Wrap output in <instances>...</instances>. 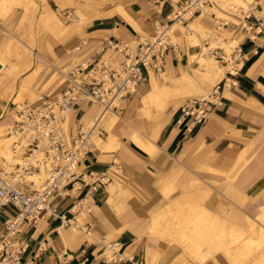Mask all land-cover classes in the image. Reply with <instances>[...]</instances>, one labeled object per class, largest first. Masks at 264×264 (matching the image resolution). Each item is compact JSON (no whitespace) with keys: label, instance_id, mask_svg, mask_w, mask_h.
I'll return each mask as SVG.
<instances>
[{"label":"crops","instance_id":"obj_1","mask_svg":"<svg viewBox=\"0 0 264 264\" xmlns=\"http://www.w3.org/2000/svg\"><path fill=\"white\" fill-rule=\"evenodd\" d=\"M44 1L45 13L53 15L46 21L53 33L46 31L40 37L43 54L37 53L36 61L43 62L41 68L25 72L19 82L26 79V91L39 94L64 85L62 71L71 64L75 44L96 43L104 37L137 42L168 21L175 6L173 0H52L61 11H72V22L65 24L51 1ZM242 1L250 2L246 10L213 9L184 23L192 27L176 28L163 68L145 71L123 106L96 121L103 130L80 157L78 169L84 174L111 172L115 177L91 193L92 210L83 215L90 232L69 227L57 216L23 225L18 234L25 243L21 264H196L189 250L172 242L168 232L173 226L169 212L173 217L191 199L214 219L247 227L248 218L238 212L218 213L202 204L206 191L198 180L228 186L237 194L229 199L234 205L264 206V31L254 30L256 17L264 15V0ZM2 21L10 25L14 17ZM193 37L198 41L192 42ZM212 41L209 59L203 66L196 64L202 47ZM12 80L11 76L5 82ZM223 81L221 95L203 123L180 116L187 98L202 96ZM19 84L13 82L9 96L0 93V127L5 132L16 106L29 101L15 99ZM99 111L98 104L88 99L71 108L62 119L68 139L78 134L81 125L92 123ZM1 154L0 145V157L5 159ZM0 168H4L1 163ZM87 187L78 178L59 189L53 199L57 211L71 216V205ZM14 209L11 204L1 206L0 220ZM113 240L120 242V257L110 261L106 245ZM180 254L189 263H183ZM226 261L223 264H229ZM205 264L216 263L209 259Z\"/></svg>","mask_w":264,"mask_h":264},{"label":"built area","instance_id":"obj_2","mask_svg":"<svg viewBox=\"0 0 264 264\" xmlns=\"http://www.w3.org/2000/svg\"><path fill=\"white\" fill-rule=\"evenodd\" d=\"M171 1V0H170ZM168 21L158 24L153 33L137 42L104 37L98 42L83 41L72 47L74 58L64 69V85L54 91L39 94L34 101H22L16 106L13 121L6 126L13 151L31 155V160L18 163L14 169L0 168V208L11 204L15 209L0 220V264H21L25 243L18 234L23 225L37 222L44 216H57L69 227L90 232V223L83 215L92 210L91 193L113 180L114 173L95 175L92 171L81 173L78 161L92 144L93 137L102 132L98 126L83 129L71 140L62 133V119L68 111L84 99L96 102L100 108H120L129 93L135 90L145 71H160L164 66L166 50L172 44L176 28L195 14H208L213 9L236 11L231 3L224 7L221 0H173ZM66 18L73 16L70 9L62 10ZM254 30L264 31V15L256 17ZM217 22H219L217 20ZM219 24V23H218ZM217 82L211 90L199 97H189L181 105V117H190L192 123H203L211 114L221 95L222 85ZM40 166L47 169V177L37 186L26 175ZM118 168L119 165H116ZM80 179L87 184L85 193L71 205V216L64 217L53 201L55 193L69 183ZM119 240L107 243L110 261L119 259Z\"/></svg>","mask_w":264,"mask_h":264},{"label":"rangeland","instance_id":"obj_3","mask_svg":"<svg viewBox=\"0 0 264 264\" xmlns=\"http://www.w3.org/2000/svg\"><path fill=\"white\" fill-rule=\"evenodd\" d=\"M50 1H51V5L53 9L55 10L56 14L54 12L53 13L57 15L59 19H61L65 24L71 23L73 20V16L70 18H66L64 14H62V11L60 10V8H57L56 4H54L52 0ZM229 2L230 1H228V3ZM240 2L241 1L237 2V5L235 4L236 2L235 3L232 2V4H234L233 5L234 8H236V6L241 5L246 10L250 4V2L248 4H242V2L241 3ZM221 3L224 7L226 8L229 7V5L225 3V0H221ZM14 6L18 7V11L13 12L12 9ZM44 8H46V6L43 0H4L3 4L0 6V15L2 16L0 17V42H1V49H2L0 51V63H1L0 71L6 68L4 71H2V73L5 74L4 77L5 78L6 77L8 78L10 76L13 77V81L4 87L5 90L1 92L2 95H6V96L11 95L13 92V88H11V86L13 85L14 81L19 84L20 79L29 70H32L35 66H37V64H40V66L37 67L40 69L41 65L43 64L41 62L36 61L38 58L37 53H39L40 55L43 54L42 45L39 40H40V37L44 34V32L50 31L51 33H53L46 23V21L50 20V17H53V15L47 9H46L47 12L45 13ZM76 10H77L76 13L78 14V9ZM218 13H222V12H218ZM11 15L14 17V21L10 25H6L4 21H2V19L7 16H11ZM189 25L191 26L192 23H190ZM178 27L179 26H174V28H178ZM206 31L211 32V30H207V29ZM202 35L206 36L204 33ZM212 43L213 41L211 42L209 46H205L206 49L203 51L202 55L198 56L197 58L198 61L196 62V64L203 65L206 62V59H207L206 56L208 55L210 56L209 50L214 47ZM26 45H29L30 47L27 48ZM49 46L51 45L49 44ZM73 58L74 57H72V59ZM72 59H70L69 62L72 61ZM16 61H18V63H16ZM17 64H18V67H17ZM22 80H25L26 85H28V81L26 79H22ZM38 94L39 93L37 91H33V92L25 91L23 94H19L18 96L15 95L16 96L15 99L21 100L23 98H28L29 101H34L37 98ZM150 101L151 100H147L146 104H149ZM63 130H65V125L63 126ZM16 152H18L19 154L21 153L20 151H16ZM19 162L20 160L18 159V161L15 163H19ZM15 163L10 167L11 169H14ZM11 169H9L8 171H10ZM27 176L28 175H26V179L33 180L36 185L39 184L40 181L42 182L44 177H46V175H44L42 179L39 182H37L35 181L36 180L35 177H30V176L27 177ZM198 180L200 181V183L202 184V187L205 188V191H206V194L204 192L205 196L203 197L202 204L207 205L208 207L212 209V211L218 212V213H221L223 210L228 211V212L236 211L243 217V219L248 218V220L251 219V221H254L255 228L258 229L259 227V229L263 231L264 233V211H263L264 206H261L262 204L259 205L253 202L251 205L248 204V206L239 205V204L234 205L230 202L229 199L232 194L233 195L234 194L237 195V194L233 193L228 188V186L225 187L223 186V184L218 183V182H206L200 179ZM175 192L176 193H174L173 197L171 196L172 198H174V196L177 197L183 191L180 190V191H175ZM190 202L192 203H190V205H187L185 209L184 207L179 206L175 210L173 217H172V210L169 212L171 219H172L171 223L173 224V226L171 227V229L168 230V232L173 233L171 234L172 242L178 244L179 246H182V245L185 246L184 244L180 243V241L177 240V235L178 234L180 235L181 232L182 233L185 232L184 234H188V235L191 233L190 236H192L197 230L205 231V230H210L212 228V230H214L212 232H215L217 231L218 228L222 227L223 225H225L227 228L230 224H233V223H229L224 220L214 219L208 214V212L206 211L204 212L203 210L199 209L197 206L196 199H193V200L191 199ZM193 215L194 216L196 215L197 217L196 216L194 217ZM196 219L200 221L198 222V220ZM187 221L189 222L188 224H186ZM193 221H196L198 223L196 224ZM215 221L217 223H215ZM201 224L202 226L204 224L207 227H204V226L200 227ZM236 226L241 231H244L245 237L251 236V231H249L246 226L243 227L240 224H236ZM261 227L263 228V230ZM187 228L192 229L191 232ZM178 229L180 231H178ZM257 229H256L257 232L254 231L255 234L251 236L252 238L251 240L254 243L251 247L252 250L246 251V249L243 246L242 239H238L236 242L232 244V247H231L232 249L237 248L240 251H243V254L235 255L236 260L239 261V262H236V264H264V236L262 237L257 236V235H260L258 234ZM208 237L209 236H206L205 238L202 239L203 244L200 249L203 250L204 252L210 250L212 253L215 254L217 258L222 257V259H224L223 254H221L223 252L220 250L222 248L215 247V251H214V248L211 250L210 248L207 247V242L210 240L209 239L210 237L209 238ZM180 255H183V254H180ZM180 255L179 257L183 259V257H181ZM189 255L192 258V260L196 262L197 257H198V253L196 252V250L194 252L193 248H191V250H189ZM209 259L210 258H208V261ZM222 259H220V261L223 264L225 259L224 260Z\"/></svg>","mask_w":264,"mask_h":264},{"label":"bare ground","instance_id":"obj_4","mask_svg":"<svg viewBox=\"0 0 264 264\" xmlns=\"http://www.w3.org/2000/svg\"><path fill=\"white\" fill-rule=\"evenodd\" d=\"M228 1H230L229 3H228ZM225 0V3L227 4V5H230V3H235L236 5H237V2H239V1H241V2H243L242 0ZM43 2H44V4H45V6H47L46 5V3H45V1L43 0ZM240 2V3H241ZM244 4H246V3H244ZM234 5V4H233ZM235 5V6H236ZM237 7V6H236ZM240 11H241V9H240ZM241 13V12H240ZM218 17V16H217ZM192 18V17H191ZM190 18V19H191ZM233 18V17H232ZM189 20V19H188ZM174 26H179V27H181L182 29H185V28H189V25H187V26H185V24H181V23H174L173 24V28H174ZM192 27V26H191ZM195 28H197V27H195ZM200 30V29H199ZM200 33H202L203 34V31H201ZM193 39L194 40H192V42H197L198 41V39L196 38V37H193ZM234 43V42H233ZM30 49V48H29ZM206 48L205 47H202V53L200 54V55H202L203 54V51L205 50ZM209 50V49H208ZM24 52V51H23ZM205 58V57H204ZM206 58H208L209 59V55L208 56H206ZM41 63H43V62H41ZM1 64V63H0ZM201 65V64H200ZM40 66V64H37V66L36 67H39ZM201 66H203V65H201ZM38 69H35L34 71L36 72ZM8 73V72H7ZM4 75L5 74H3L2 72H0V88H2V90L0 91V93L1 92H3V89H4V87L8 84V82H5L6 81V78L4 77ZM6 75H8V74H6ZM10 75V74H9ZM11 77V76H10ZM13 81V80H12ZM22 83H20L19 84V90L18 91H16V96H18L19 94H23L26 90H27V85H26V82H25V80H22L21 81ZM11 88H13V85L11 86ZM5 90V89H4ZM31 91V90H30ZM13 93V92H12ZM8 95V94H7ZM15 96V97H16ZM4 97H6V95L4 96ZM20 97V96H19ZM111 109L110 108H100V111H99V114H98V116H97V118L90 124V125H84L83 126V129H85V130H89V128L90 127H94L95 129L97 128V126H98V123H97V125H96V121H100L101 119H103L104 118V116L105 115H107V114H110L111 112ZM102 121V120H101ZM87 124V123H86ZM63 125V124H62ZM62 131V133H65V131L62 129L61 130ZM13 137H15L13 134H11V135H6V132L3 130V127H0V145H1V147H2V154H1V156L2 157H4L5 159H1V157H0V163L3 165V167H4V169H6V170H9V169H11L10 167L15 163V162H17L18 161V159L20 160V162L19 163H24L26 160H31L32 159V157L34 156V155H36V153H37V151H34L31 155H28V157L27 156H25V157H23L22 155H20L18 152H16V151H13L12 149H11V147H10V142H11V140L13 139ZM5 170V171H6ZM44 175H46V177H47V169L44 167V166H40V168L39 169H37V170H33L32 171V173L31 174H28V176L27 177H35L36 178V180L35 181H37V182H39L41 179H42V177L44 176ZM46 177H44V179L46 178ZM34 179V178H33ZM43 179V180H44ZM40 183H41V181H40ZM39 183V184H40ZM39 184H37V185H39ZM36 184H35V182H34V186H37ZM254 187L255 186H253V189H254ZM259 189V188H258ZM257 189V190H258ZM249 190V192H250V189H248ZM248 190H246L247 192H248ZM255 190H256V187H255ZM256 190V191H257ZM261 190V189H260ZM202 193V192H201ZM259 193V192H258ZM250 196V195H249ZM256 196H257V194H256ZM253 197H255V196H253ZM252 199V198H251ZM201 207V206H200ZM176 209V208H175ZM185 209V208H184ZM183 209V210H184ZM263 210V209H262ZM264 211V210H263ZM177 212V211H176ZM202 212V211H201ZM200 212V213H201ZM205 212V211H204ZM196 214V213H195ZM204 214V213H203ZM206 214V213H205ZM194 216V215H193ZM196 216V215H195ZM194 216V217H195ZM203 216V215H202ZM194 217H193V219H194ZM197 217V216H196ZM196 220H198V219H196ZM213 220V219H212ZM188 221H190V220H188ZM187 221V223L186 224H188L189 222ZM200 220H198V222H199ZM193 222H195L196 224L198 223V222H196V221H193ZM205 223H206V221H205ZM215 223H217L216 221H215ZM254 221H251V219L250 220H248L247 221V228H248V230L249 231H251V236L253 235V234H255L254 233V231H256V229L257 228H255V226H254ZM181 224V223H180ZM209 224V223H208ZM225 224H227V223H225ZM203 226L204 227H207L206 225H204L203 224ZM202 226V224H201V226L200 227H203ZM239 226V225H238ZM183 227H184V225H183ZM186 227V226H185ZM189 227V226H188ZM263 227V226H262ZM261 227V228H262ZM215 228V227H214ZM217 228V227H216ZM188 229V228H187ZM188 230H190V232H191V230L192 229H188ZM202 230H204V229H202ZM211 230V231H210ZM210 230H205V231H201V230H197L195 233H194V235H192V236H190V234L188 235V234H184V233H182L181 232V234H180V236H179V234L177 235V240L178 241H180V243H182V244H184L185 246H183L185 249H189V250H191V248H193V250H194V252H195V250H196V252L198 253V257H197V260H196V264H205L206 262H207V260H208V258H210V259H213L214 261H215V263L216 264H222L221 263V261H220V259H218L216 256H215V254L214 253H212L210 250H208V251H203V250H201L200 248H201V246H202V244H203V242H202V239L203 238H205L206 236H209L208 238L210 239L208 242H207V247L208 248H210L211 250L214 248V251H215V247L216 248H222V249H220L223 253V257H224V259L226 258V260H227V262L229 263V264H236V262H239V261H237L236 260V258H235V255H240V254H243V251H240L239 249H237V248H235V249H232L231 247H232V244L234 243V242H236L238 239H242V243H243V246H244V248L246 249V251H250V250H252L251 249V247H252V245L254 244L253 243V241L251 240L252 238H251V236H249V237H245V235H244V231H241L240 229H238L237 228V226H236V224L235 225H233V224H230L227 228H226V226L225 225H223L222 227H220V228H218L217 229V231H215V232H212V231H214V230H212V228L210 229ZM216 230V229H215ZM258 234H260V235H257V236H259V237H262V236H264V233H263V231H261L260 229H259V227H258ZM262 230H263V228H262ZM178 231H180L179 229H178ZM246 231V230H245ZM257 232V231H256ZM188 233V232H187ZM246 233V232H245ZM171 234H173V233H171ZM245 237V238H244ZM205 240H207V239H205ZM171 241V240H170ZM206 242V241H205ZM206 244V243H205ZM181 257H183L182 255H180ZM242 256V255H241ZM246 259V258H245ZM183 263H189L188 262V260L187 259H185V258H183Z\"/></svg>","mask_w":264,"mask_h":264}]
</instances>
